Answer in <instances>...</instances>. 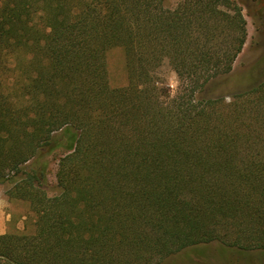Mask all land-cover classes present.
Returning a JSON list of instances; mask_svg holds the SVG:
<instances>
[{
    "label": "trees",
    "instance_id": "1",
    "mask_svg": "<svg viewBox=\"0 0 264 264\" xmlns=\"http://www.w3.org/2000/svg\"><path fill=\"white\" fill-rule=\"evenodd\" d=\"M247 36L232 0H0V186L36 218L32 234L0 235V264L264 250V76L203 95L232 77ZM114 48L128 71L119 88Z\"/></svg>",
    "mask_w": 264,
    "mask_h": 264
},
{
    "label": "rangeland",
    "instance_id": "2",
    "mask_svg": "<svg viewBox=\"0 0 264 264\" xmlns=\"http://www.w3.org/2000/svg\"><path fill=\"white\" fill-rule=\"evenodd\" d=\"M180 1L183 0H168V5L175 7ZM232 1L243 9L247 21V41L234 64L232 77L211 86L203 94L207 97L229 95L248 88L264 76V0ZM107 68L109 83L112 87L119 88L127 85L128 71L122 48H114L108 52ZM158 73L169 86L171 95L175 96L179 90V80L167 61L159 68ZM50 160L48 186L50 195H54L58 192L56 178L58 162L54 156H51ZM6 188L0 186V235L34 233L36 218L29 204L23 200L11 198ZM161 264H264V250H241L213 242L188 248L166 258Z\"/></svg>",
    "mask_w": 264,
    "mask_h": 264
}]
</instances>
